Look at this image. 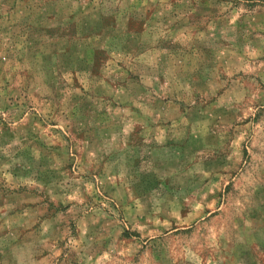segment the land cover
Masks as SVG:
<instances>
[{
    "label": "rangeland",
    "instance_id": "374dc122",
    "mask_svg": "<svg viewBox=\"0 0 264 264\" xmlns=\"http://www.w3.org/2000/svg\"><path fill=\"white\" fill-rule=\"evenodd\" d=\"M0 264H264V0H0Z\"/></svg>",
    "mask_w": 264,
    "mask_h": 264
}]
</instances>
